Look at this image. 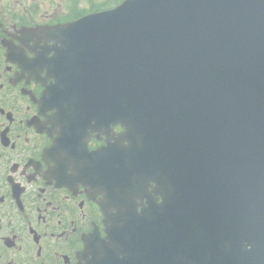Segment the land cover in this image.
Masks as SVG:
<instances>
[{"label": "water", "instance_id": "95a60500", "mask_svg": "<svg viewBox=\"0 0 264 264\" xmlns=\"http://www.w3.org/2000/svg\"><path fill=\"white\" fill-rule=\"evenodd\" d=\"M66 31L102 61L101 94H125L144 124L165 107L171 147L190 149L172 173L202 202L195 261L264 264V0H125Z\"/></svg>", "mask_w": 264, "mask_h": 264}, {"label": "flooded vegetation", "instance_id": "af4514ba", "mask_svg": "<svg viewBox=\"0 0 264 264\" xmlns=\"http://www.w3.org/2000/svg\"><path fill=\"white\" fill-rule=\"evenodd\" d=\"M75 12L74 0H0V264H90L92 238L123 208L101 170L118 168L124 127L54 89L71 60L47 30Z\"/></svg>", "mask_w": 264, "mask_h": 264}, {"label": "rangeland", "instance_id": "374dc122", "mask_svg": "<svg viewBox=\"0 0 264 264\" xmlns=\"http://www.w3.org/2000/svg\"><path fill=\"white\" fill-rule=\"evenodd\" d=\"M76 2L80 9H89L88 0H76Z\"/></svg>", "mask_w": 264, "mask_h": 264}, {"label": "trees", "instance_id": "16d2710c", "mask_svg": "<svg viewBox=\"0 0 264 264\" xmlns=\"http://www.w3.org/2000/svg\"><path fill=\"white\" fill-rule=\"evenodd\" d=\"M123 0H106V4L107 5H104V6H107V7H111L113 5H116L117 3L121 2Z\"/></svg>", "mask_w": 264, "mask_h": 264}]
</instances>
